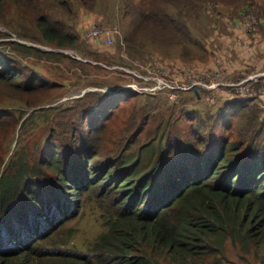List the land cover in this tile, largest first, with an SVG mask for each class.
<instances>
[{"label":"trees","instance_id":"1","mask_svg":"<svg viewBox=\"0 0 264 264\" xmlns=\"http://www.w3.org/2000/svg\"><path fill=\"white\" fill-rule=\"evenodd\" d=\"M75 1L14 0L16 17L7 24L4 13L12 3L0 0V24L20 38L77 49V28L54 12L72 15ZM148 5L141 6L133 25L128 54L142 46L138 35L145 24L157 34L171 30L167 20L172 15L163 6ZM174 30L182 34L177 25ZM5 36L0 27V39ZM63 56L80 72H85L82 64H91ZM84 57L106 66L116 61L87 51ZM17 70L0 56V82H13L20 93L29 94L55 87L37 80L25 83ZM114 93L131 94L137 107L127 114L122 104H109L114 97L110 94L104 100L82 97L71 106L35 110L25 120L21 110L5 112L13 123L11 133L20 131L21 150L0 176V264H160L143 251L147 247L174 264L208 256L223 264L228 242L264 264V106L252 98L234 97L226 102L223 115L200 117L189 128L192 132L179 139L167 129H146L165 110L156 100L144 101L149 95L131 89ZM139 108L149 110L141 125L144 113H138ZM36 119L39 127L30 130ZM235 119L241 128L237 133L232 131ZM46 122L49 129L43 127ZM217 129L223 135L211 137ZM90 198L98 201L106 226L93 248L88 253L70 249L73 231L64 243H56Z\"/></svg>","mask_w":264,"mask_h":264},{"label":"rangeland","instance_id":"2","mask_svg":"<svg viewBox=\"0 0 264 264\" xmlns=\"http://www.w3.org/2000/svg\"><path fill=\"white\" fill-rule=\"evenodd\" d=\"M10 2L12 6L4 13L7 24L16 17L14 0ZM146 2L148 7L163 6L165 13L172 15L167 20L172 25L171 30L157 34L155 27L145 24L138 35L142 46L138 52L128 54L127 40L138 21V14L143 10L141 6ZM73 9L72 15L66 11L67 15L57 10L54 12L56 17L77 28L80 42L77 49H61L56 44L42 43V39L40 43L20 38L11 32L13 28L0 24L1 30L7 33L0 39V56L12 62L25 83L37 80L55 85L53 89L29 94L20 93L13 82H0V176L14 152L21 150L17 144L20 131L11 133L13 123L6 111L21 110L25 120L35 110L71 106L82 97L93 96L104 100L110 94L114 96L116 91L131 89L149 95L150 98L144 101L156 100L157 107L165 109L158 113L157 120H151L146 129H167L175 137L183 139L192 132L189 128L195 126L200 117L207 115L208 119H212L218 113L223 115L229 98L264 89V20L259 22V16L264 15V0H170L169 4L145 0H76ZM240 11L243 12L241 15ZM179 20L181 22H177ZM174 24L182 34L174 30ZM92 29L110 32L112 43L109 44L106 38L88 39L87 33ZM21 30H24L23 26ZM13 42L28 48L36 47L43 53L18 48ZM85 50L113 57L115 64L106 66L103 62L91 60L93 57H84ZM64 54L75 56L83 63L91 61V64L81 63L85 72L73 70L78 65L64 59ZM96 65L99 66L94 67ZM254 76L260 78L261 85L248 83L243 89L234 86ZM126 95L111 96L109 104L120 103L129 114L134 104L137 107L134 103L136 98ZM148 111L139 108L138 113L144 114L139 116L138 125L143 124L142 119L148 117L145 113ZM36 120L30 122V130L36 131L39 127L40 119ZM239 123L235 119L232 131L237 133L241 129L237 128ZM43 127L49 129V122ZM219 131L210 132L211 137H221L223 132ZM26 145L32 144L28 142ZM109 147L113 148L112 145ZM101 214L98 201L90 198L81 216L65 226L55 242L64 243L68 240L67 234L73 231L75 234L70 238L69 248L88 253L106 230ZM143 251L157 257L160 264H174L160 252L159 255L153 254L151 247ZM226 251L223 264H259L257 256L243 253L239 246L231 242L227 243ZM212 259V256L189 259V263L215 264Z\"/></svg>","mask_w":264,"mask_h":264},{"label":"built area","instance_id":"3","mask_svg":"<svg viewBox=\"0 0 264 264\" xmlns=\"http://www.w3.org/2000/svg\"><path fill=\"white\" fill-rule=\"evenodd\" d=\"M87 37H88V39L106 38V40L108 41L109 44H111L112 41H113V39L111 37V33L105 31V29H92V30H90L87 33ZM250 80L257 81L258 80V77H256V76L249 77L248 79H246L243 82H241V83H239L237 85H234V86H238L241 89H243L244 88V84L248 83ZM262 86H264V84ZM262 95H264V89L261 90V91H259V92L253 90L251 92H248L246 96H249V97H257V96H262Z\"/></svg>","mask_w":264,"mask_h":264},{"label":"crops","instance_id":"4","mask_svg":"<svg viewBox=\"0 0 264 264\" xmlns=\"http://www.w3.org/2000/svg\"><path fill=\"white\" fill-rule=\"evenodd\" d=\"M237 97H243V96H236L235 98H237ZM256 103H259V105H261V106H263L264 105V95H262V96H257V97H251ZM229 99H232V97L231 98H229Z\"/></svg>","mask_w":264,"mask_h":264},{"label":"clouds","instance_id":"5","mask_svg":"<svg viewBox=\"0 0 264 264\" xmlns=\"http://www.w3.org/2000/svg\"><path fill=\"white\" fill-rule=\"evenodd\" d=\"M259 79H260V78H259ZM259 79H258L257 81L250 80L248 83H249V84H254V82H255L256 84H260L261 81H260ZM248 83H246V85H247ZM260 85H261V84H260ZM243 97H244V98H251V97H249V96H243Z\"/></svg>","mask_w":264,"mask_h":264},{"label":"water","instance_id":"6","mask_svg":"<svg viewBox=\"0 0 264 264\" xmlns=\"http://www.w3.org/2000/svg\"><path fill=\"white\" fill-rule=\"evenodd\" d=\"M197 94V93H196ZM199 97V96H198Z\"/></svg>","mask_w":264,"mask_h":264}]
</instances>
